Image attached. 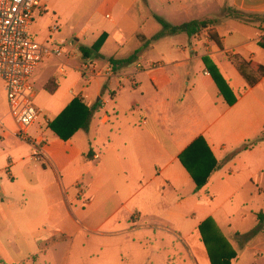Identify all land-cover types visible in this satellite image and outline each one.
Returning <instances> with one entry per match:
<instances>
[{"label":"crops","instance_id":"0c3cea01","mask_svg":"<svg viewBox=\"0 0 264 264\" xmlns=\"http://www.w3.org/2000/svg\"><path fill=\"white\" fill-rule=\"evenodd\" d=\"M116 1L124 11H130L138 0ZM215 1L220 9L209 17L203 14L206 12L204 6H211L212 0H203V6L196 1L188 6L182 1V9L189 14L193 6H199L200 19L190 21L217 20L211 28L221 46L206 31L192 36L185 32L167 34L151 43L147 41L154 35H137L143 47L122 57L117 56L119 46L113 48L109 57L104 55L109 41L107 32L96 36L92 45H85L92 47L105 36L99 50L89 57L102 64L101 67L93 65L96 73L89 74L106 79L103 91L96 95L95 102L87 104L86 88L82 85L75 97L95 108L90 128L88 131L80 129L64 140L49 128L53 119L39 108L38 121L43 117V123H35L29 133L35 142L42 144L46 162L41 164L34 160L33 146L31 154L14 158L7 149L0 148V238L11 229L22 231L28 226L26 220H77L83 205L100 202L96 194L101 192L110 194L120 190L129 194L124 205L133 206V220H142L149 217L146 210L156 202L155 194L160 187L164 188L161 191L165 196L164 206L172 208L164 209L160 217L179 229V220L188 207L185 192L191 191L199 203L214 202L217 201L215 183L221 181L229 187L230 198L243 191L249 194L251 205L256 208L253 211L255 220L249 222L246 215L241 220L225 219L217 215L220 208L204 209L206 215L195 223L191 235L186 234L192 254L197 263L211 264L198 227L212 218L220 235L236 253L232 264H239L247 255L253 258L249 264H264V222L260 223L258 218L259 212L264 213V0ZM45 5L47 8V2ZM227 8L242 11L244 19L226 16ZM173 22V25L186 23ZM118 42L119 45L125 43L122 38ZM136 51L140 52L138 59L118 70L109 62L110 58H127ZM154 51L160 52L167 61L156 59ZM204 56L213 60L237 95L233 105H228L219 94L203 62ZM89 58L84 57L85 60ZM110 66L112 72L107 73ZM165 67L172 70L156 75ZM201 67L202 74L199 73ZM129 68L136 71L122 73ZM147 70L148 76L141 80L142 73ZM59 72L62 75L67 73L66 64ZM248 79L256 83L250 86ZM159 82L165 89L162 95ZM59 87L55 77H50L44 85L52 94ZM71 93L75 94L73 90ZM146 96L149 98L141 101ZM125 102L127 104L123 105ZM11 134L0 118V140L11 137ZM199 137L205 138L218 162L243 145L247 144L248 148L214 172L208 184L195 193L196 185L179 156ZM5 155H8V162L1 167ZM94 161L98 163L93 164ZM119 171L124 179L118 183L114 181L113 172ZM14 184L16 188L12 186ZM79 189L83 190L84 197L79 198ZM201 192L208 194L207 198H196ZM173 204L177 211L173 210ZM247 224L248 227L244 228ZM180 237L186 240L181 233ZM240 242L244 244L240 245ZM10 255L13 257L16 253L11 251ZM20 261L13 259L9 264Z\"/></svg>","mask_w":264,"mask_h":264},{"label":"rangeland","instance_id":"374dc122","mask_svg":"<svg viewBox=\"0 0 264 264\" xmlns=\"http://www.w3.org/2000/svg\"><path fill=\"white\" fill-rule=\"evenodd\" d=\"M182 1L188 6H192L194 1L203 6V0H138L132 10L124 11L123 6L116 0H44L45 4L47 2L48 13L42 15L37 13L30 30L37 42L62 47L63 53L59 57L52 56L45 59L35 73L34 104L43 110L44 115L54 120L76 99V94L79 93L82 85L86 88L85 103L95 102L96 95L103 91L106 79L93 77L84 65L88 63L101 67L102 64L95 59L85 60L80 47L92 45L96 36L107 32L109 41L104 55L109 57L113 48L118 46L117 56L128 55L144 45L137 35L144 34L151 37L164 31L156 16L171 24L174 23L173 21L182 23L191 19H200L199 6H193L191 13L187 14L182 9ZM204 7L206 12L203 14L208 17L213 16L212 12L220 9L215 0H212L211 6ZM54 27L58 29L52 31ZM134 29L136 32L133 31ZM85 30V34L81 35ZM120 38L125 43L119 45ZM153 54L156 59L167 61L160 52L154 51ZM142 62L144 65L147 63L146 60ZM64 64L67 73L62 75L59 69ZM171 70V67H165L156 75ZM124 71L135 72L136 69L129 68L122 73ZM146 72L148 70L142 73L141 80L146 79L145 75L148 74ZM199 73H203V67L199 69ZM50 77L57 78L60 83L58 91L54 94L44 88ZM161 86L160 95L165 93L162 84ZM71 90L75 94H72ZM103 95L107 96V94ZM137 95H140V92H137ZM148 98L149 96L142 97L141 101ZM126 104L127 102L123 103ZM109 106L107 104L111 112ZM0 118L12 131L11 137L0 140V148L7 149L13 158L17 155L31 154L32 144L15 133L17 124L10 110L6 84L2 78H0ZM43 119L41 117L40 121L36 122L37 125L43 123ZM29 137L31 138L30 133ZM7 159L8 155H5L1 160V167L8 162ZM97 163L98 161L93 162V164ZM113 178L119 183L124 179V175L120 171L113 172ZM12 186L16 188L17 185ZM215 187L217 201L206 200L204 205L196 201L191 191L185 192L187 194L184 197L188 207L179 220V229L170 226L160 217V212L164 209L172 210L170 206H164L165 196L161 194L164 189L162 187L155 194L156 202L146 210L149 217L142 220H133L132 215L135 213L133 206L124 205L129 194L121 193L120 190L110 194L101 192L96 194L100 202L97 201L98 203L95 202L91 206L83 205L77 220H26L28 226L22 231L11 229L0 238V260L7 264L13 259L21 260L16 264H207L197 263L186 236L187 233L191 235L195 223L206 215L204 209L209 211L220 208L217 215L225 219L231 217L233 220H241L246 215L245 218L249 222L255 220L253 211L256 208L252 207L246 191L230 198L229 187L223 182L220 181L218 184L216 182ZM207 196L208 194L201 192L196 198H207ZM145 197L144 195V199ZM173 206V210L177 211L176 205ZM245 227H248V224ZM180 233L186 240L180 237ZM203 244L207 252V247H211L213 253H218L212 241L208 246ZM243 244L244 242H240V245ZM40 249L43 251L40 252ZM11 251L15 252L16 256L12 257ZM225 251L229 254L232 250L227 246ZM252 259L247 255L239 264H249Z\"/></svg>","mask_w":264,"mask_h":264},{"label":"trees","instance_id":"16d2710c","mask_svg":"<svg viewBox=\"0 0 264 264\" xmlns=\"http://www.w3.org/2000/svg\"><path fill=\"white\" fill-rule=\"evenodd\" d=\"M225 15H229L238 19H244L245 13L236 9L227 8L225 10ZM156 19L161 23L164 31L155 34L150 40L147 41V43L157 41L167 34H177L185 32L189 36H192L202 31H206L209 37L219 46H221L216 32L211 28V26L217 22V20L215 19L193 20L181 25H173L159 16H156ZM104 39L105 36H102L92 47L81 46L80 50L83 56L87 58L91 57L93 53L99 50ZM139 54L140 52L136 51L127 58H110L109 62L115 70H118L135 62L138 59ZM202 59L219 89V94L224 97L228 105H233L237 101V95L233 92V89L230 87L228 81L222 75L218 66L209 56H204ZM262 73H264V68H262ZM243 75L245 76V73ZM245 77L247 78V76ZM248 83L250 86H252L256 83V81H250L248 79ZM56 86L57 84H55V87ZM52 91H54V89ZM94 109V107H88L86 104L81 102V100L76 98L54 120L49 123V128L60 138L67 140L80 129L84 131L89 130ZM247 148V144L243 145L242 147L227 155L222 161L218 162L214 157L213 152L210 149L205 138L199 137L183 153L180 154L179 159L184 168L192 177L196 185L195 193H197L208 184L209 179L214 172L221 169L224 164L230 161L240 151ZM258 218L260 220V223H263L264 213L259 212ZM198 229L201 235V241L205 243V245L208 246L209 242L211 241L216 245L218 252L217 254L212 252L211 247L208 248L206 246L208 249V255L211 264H232L231 261L236 257V253L234 251H231V253L228 254L225 251L226 247L229 244L226 239L222 237V235H220L214 220L212 218L206 219L200 224ZM257 230L258 229L254 230L253 232L256 233ZM0 264L7 263L0 260Z\"/></svg>","mask_w":264,"mask_h":264},{"label":"built area","instance_id":"2783aa9c","mask_svg":"<svg viewBox=\"0 0 264 264\" xmlns=\"http://www.w3.org/2000/svg\"><path fill=\"white\" fill-rule=\"evenodd\" d=\"M46 12L44 0H0V78L6 84L10 110L17 124L16 135L32 144V157L41 164L46 162L42 144L29 137L30 128L38 122L41 114L34 104L33 76L46 58L63 53L59 46L37 42L30 30L37 13ZM56 29L58 27L52 31ZM85 68L88 73H96L93 65L86 64ZM111 72L110 66L107 73ZM78 195L84 197L82 189Z\"/></svg>","mask_w":264,"mask_h":264}]
</instances>
